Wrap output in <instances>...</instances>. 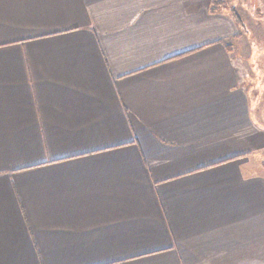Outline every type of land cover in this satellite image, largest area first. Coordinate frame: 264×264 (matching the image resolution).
<instances>
[{
	"label": "crops",
	"instance_id": "0c3cea01",
	"mask_svg": "<svg viewBox=\"0 0 264 264\" xmlns=\"http://www.w3.org/2000/svg\"><path fill=\"white\" fill-rule=\"evenodd\" d=\"M234 8L0 0V264H264V42Z\"/></svg>",
	"mask_w": 264,
	"mask_h": 264
},
{
	"label": "rangeland",
	"instance_id": "374dc122",
	"mask_svg": "<svg viewBox=\"0 0 264 264\" xmlns=\"http://www.w3.org/2000/svg\"><path fill=\"white\" fill-rule=\"evenodd\" d=\"M227 8L234 6V11L240 16L244 26L241 29L243 32L246 31L252 38L262 40L264 42V0H225ZM229 5V6H227ZM246 25V26H245ZM257 43L253 44V55L250 59L252 73L256 76L251 77L248 80L252 82L251 87L258 90L257 96L262 95L261 111L264 115V49L261 50L259 59H255V55H258ZM264 46V45H262Z\"/></svg>",
	"mask_w": 264,
	"mask_h": 264
},
{
	"label": "trees",
	"instance_id": "16d2710c",
	"mask_svg": "<svg viewBox=\"0 0 264 264\" xmlns=\"http://www.w3.org/2000/svg\"><path fill=\"white\" fill-rule=\"evenodd\" d=\"M233 12V15H234V17H235V20L237 21V23H239V25L241 24H243V22L241 21V18H240V16L237 14V12H235L234 10L232 11Z\"/></svg>",
	"mask_w": 264,
	"mask_h": 264
}]
</instances>
